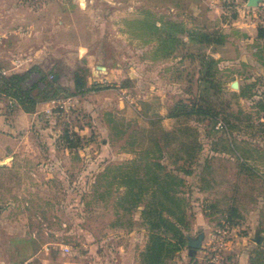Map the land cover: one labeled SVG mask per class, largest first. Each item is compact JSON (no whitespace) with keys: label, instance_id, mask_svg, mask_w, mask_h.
Here are the masks:
<instances>
[{"label":"rangeland","instance_id":"1","mask_svg":"<svg viewBox=\"0 0 264 264\" xmlns=\"http://www.w3.org/2000/svg\"><path fill=\"white\" fill-rule=\"evenodd\" d=\"M246 1H0L1 7L19 10L0 20L24 33L17 43L28 48L14 64L25 62L32 69L26 85L44 88V73L68 89L54 88L55 94L53 89L45 94L32 90L48 105L44 103L28 141L17 149L25 158L0 164V264H140L139 252L147 241L141 210L149 194L138 206L124 201L126 186L117 183V167L127 170L136 158L145 169L148 155L157 153L169 168H194L192 174L177 173L185 181L180 195L185 197L186 233L204 234L195 256L198 264L209 232L223 220L234 227V238L248 234L249 252L264 242V113L257 104L264 90V37H258V27L264 29V0L255 7ZM236 18L253 20L256 32L243 34L231 24ZM170 20L176 25L170 27ZM151 22L158 32L152 31ZM167 30L176 31L179 43L163 41ZM188 31H219L224 37L220 44L206 45L199 35L188 39ZM9 35L11 41L19 34ZM204 52L218 59L215 85L206 90L213 93L217 117H166L175 104L188 103L199 93L198 56ZM4 56L0 66L6 69L11 63L7 51ZM78 66L90 89L72 94ZM0 105L6 106V100L1 98ZM163 130H173L176 137L163 135ZM66 131L80 135L77 140L71 136L76 143L72 147ZM192 143L199 160L182 164ZM176 155L181 159L175 163ZM199 186L205 191H197ZM236 188L241 201L255 193L263 206L250 213L231 209L227 198L235 196ZM203 208L210 222L205 228L196 223ZM245 214L253 220L248 228L238 222ZM257 229L261 243L253 239ZM186 249L170 263L186 264ZM237 254L230 252L234 260Z\"/></svg>","mask_w":264,"mask_h":264},{"label":"trees","instance_id":"2","mask_svg":"<svg viewBox=\"0 0 264 264\" xmlns=\"http://www.w3.org/2000/svg\"><path fill=\"white\" fill-rule=\"evenodd\" d=\"M170 25H176L172 21L167 23ZM152 31L158 32L160 29L155 24L151 22ZM171 27V26H170ZM168 27V28H170ZM182 31V28L178 31ZM177 31V32H178ZM176 32V31H175ZM171 33L168 30L165 32L163 41L171 42V44L179 43L178 35L176 33ZM199 35V42L205 43L206 45L220 44L223 40L224 34L219 31L213 32H199V31H188V39L197 38ZM196 36V37H195ZM258 37H264V29L258 27ZM200 58V66L197 69V87L200 88L199 93L191 95L192 97L187 102H179L175 104L173 109L169 111L166 117L177 118L181 115H203L209 113V118H216L219 111H215L212 103L213 93H206L208 87H213L214 74L217 71L218 59L214 58L212 55L207 53H202L198 56ZM83 70L82 66H78L73 73V93L80 94L89 90L90 87L87 84L86 76H83L80 72ZM32 69L28 68L23 71L11 72L7 75H0V98H13L16 103L27 112H34L36 105L41 102L34 94H32L33 89H37L43 94L53 89L55 94V89L61 92L67 91L58 84V82H53L52 79H47L44 73H41L40 80L44 81V88H39L37 84L32 86H27L26 82L30 76ZM55 73L51 76L53 77ZM202 88H201V87ZM205 90V92L203 91ZM52 94V95H53ZM261 96L257 100V104L264 113V90L260 93ZM46 100V99H44ZM207 104V107L203 104ZM212 104V106H211ZM223 104V101L219 102V106ZM209 105V106H208ZM7 106V105H6ZM225 108L222 109V111ZM225 122L228 119L225 117ZM264 127V122L260 123ZM186 127H184L185 129ZM181 128L180 131L184 130ZM77 140L80 135L76 132L69 134L68 131L65 132V137L68 142V147L74 146L76 143L71 138V136ZM163 135H172L176 137L173 130H163ZM151 140L154 145L159 146L160 142L155 136ZM184 145V144H182ZM188 146V145H186ZM185 146V147H186ZM192 151H191V150ZM194 149V143L189 146V149H185V157H182L183 163L186 162L189 165L196 164L199 160V156ZM149 159L146 163V168L140 167V163L136 164V158L130 161V165H127L128 169L125 170L122 166H118L120 169L117 183L119 185L126 186L124 201L130 202V206H138L139 201L145 197V193L148 195L147 204H143L141 210V216L143 219V224L147 226V241L144 248L139 252V263L140 264H171L170 260L173 259L175 254L181 251L183 248H187V235L186 230H188L189 224L187 223L185 211H184V199L180 195L181 187L184 186V179L177 173V171H182L184 174H192L194 171L192 167H183L184 165L177 168H169L162 158L164 157L161 153L156 155H148ZM177 156V155H176ZM175 157L174 162L176 163ZM127 164V163H126ZM132 164L133 167H132ZM139 167V169H138ZM117 177V175H116ZM232 209V208H231ZM232 213L228 212L227 219L234 223ZM197 252V251H196ZM196 253L194 255L188 253V263L187 264H198L195 259ZM236 264V261H235ZM247 264H264V242L261 244H256L249 252Z\"/></svg>","mask_w":264,"mask_h":264},{"label":"crops","instance_id":"3","mask_svg":"<svg viewBox=\"0 0 264 264\" xmlns=\"http://www.w3.org/2000/svg\"><path fill=\"white\" fill-rule=\"evenodd\" d=\"M2 1V0H0ZM3 7L0 6V17L2 16H10L15 15L17 12L19 13V10H16L14 8H10L9 6L4 7V4H2ZM23 11V10H22ZM24 16V14H23ZM232 25L237 26L238 28H241V30L244 32L243 34L251 35L252 32H256L257 29H252V26H254L253 20H249L248 18H244L243 20H240L239 18L233 19L231 22ZM21 31V30H20ZM19 30H16L12 27H9L6 23V19L3 20V22L0 20V64L3 63V58H5L4 54L7 51L6 58L11 63V66L4 69L3 66H0V70L5 71V75L11 73V72H17V71H23L28 69V67L24 66V63L22 65L20 64H14L15 58L20 55V51H23V49L28 48V44L26 43H17L18 39L21 38L23 31L20 32ZM17 33L19 34L18 37H12L10 39L11 41H8V38H10L9 34L11 33ZM256 34V33H255ZM17 39V41H16ZM27 47V48H26ZM6 49V50H5ZM25 50L23 51V53ZM219 54H217L218 56ZM56 79H57V75ZM88 84L89 81H88ZM73 88V83H72ZM3 100L5 98L2 97ZM45 105H48V102L42 101L39 102L36 105L34 112H27L24 111L18 104H15L11 109H9L7 106L0 105V164H5L4 162H7L6 164H12L15 162L16 159H19L21 157L25 158V153L17 151L19 148V145L24 142L26 143L28 140L27 135L31 131L32 127L34 126V118L37 116V114L42 111L45 107ZM200 160H208V157H201ZM197 191L203 192L205 189L203 187H196ZM235 196L231 195L230 198H227L230 202V205H232V209H235V206L239 208L241 213H244V209L247 210L250 213V210L252 209L254 212H257V208L261 205V199L255 194V193H249L248 197L244 201H241L240 195L238 194V188L235 189ZM205 196H208V192L203 193ZM263 202V201H262ZM257 207V208H256ZM256 208V209H255ZM206 209H202L201 212L197 215L196 223L203 228L208 227L210 224L206 213ZM245 219H241L240 223L247 225H252L253 220L250 219L249 215L245 214ZM234 219V216H233ZM248 233V231H247ZM191 236L190 233H188L187 237ZM248 239V234L241 236L239 238L235 237L233 238V242L230 246V252L237 251L238 254L236 255L237 258H235L236 264H247L248 261V253L249 251L246 250V240ZM187 245V244H186ZM186 252L187 249L185 248ZM242 251V252H241ZM188 257V253H187ZM187 259V263H188ZM186 263V264H187ZM175 264V263H172Z\"/></svg>","mask_w":264,"mask_h":264},{"label":"built area","instance_id":"4","mask_svg":"<svg viewBox=\"0 0 264 264\" xmlns=\"http://www.w3.org/2000/svg\"><path fill=\"white\" fill-rule=\"evenodd\" d=\"M261 4L262 1L260 2ZM262 12L264 13V7L262 8ZM3 74H6L5 71L0 70V75ZM5 100L9 109L17 104L13 98L7 97ZM233 231L234 227L229 222L223 220L219 227L209 232L201 264H235L234 258L230 255V246L234 238Z\"/></svg>","mask_w":264,"mask_h":264},{"label":"water","instance_id":"5","mask_svg":"<svg viewBox=\"0 0 264 264\" xmlns=\"http://www.w3.org/2000/svg\"><path fill=\"white\" fill-rule=\"evenodd\" d=\"M260 1L261 0H247L246 4L249 7H255L258 5ZM55 79H56V76L54 78V81ZM231 85L236 88L238 86V83L237 81H233ZM203 237H204L203 232H199L196 237H191V236L187 237V247H188L189 254L194 255L196 251L201 248ZM253 239L256 243L262 242L263 236L259 233L258 229L255 231V235Z\"/></svg>","mask_w":264,"mask_h":264}]
</instances>
